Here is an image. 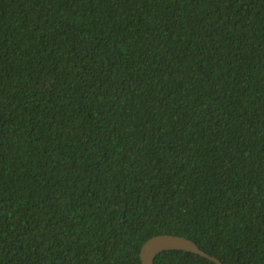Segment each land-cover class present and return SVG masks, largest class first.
Masks as SVG:
<instances>
[{
    "label": "trees",
    "instance_id": "1",
    "mask_svg": "<svg viewBox=\"0 0 264 264\" xmlns=\"http://www.w3.org/2000/svg\"><path fill=\"white\" fill-rule=\"evenodd\" d=\"M159 234L264 264V0H0V264Z\"/></svg>",
    "mask_w": 264,
    "mask_h": 264
},
{
    "label": "water",
    "instance_id": "2",
    "mask_svg": "<svg viewBox=\"0 0 264 264\" xmlns=\"http://www.w3.org/2000/svg\"><path fill=\"white\" fill-rule=\"evenodd\" d=\"M166 250L191 252L217 264H225L216 256L203 250L194 240L177 234H159L148 239L140 252L142 264H154L155 258Z\"/></svg>",
    "mask_w": 264,
    "mask_h": 264
}]
</instances>
